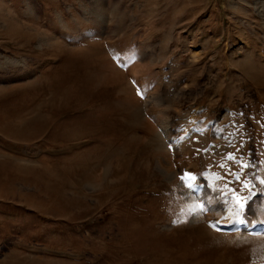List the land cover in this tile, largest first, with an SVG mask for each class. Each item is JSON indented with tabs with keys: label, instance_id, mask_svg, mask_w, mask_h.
<instances>
[{
	"label": "rangeland",
	"instance_id": "374dc122",
	"mask_svg": "<svg viewBox=\"0 0 264 264\" xmlns=\"http://www.w3.org/2000/svg\"><path fill=\"white\" fill-rule=\"evenodd\" d=\"M257 178L264 0H0V264H261Z\"/></svg>",
	"mask_w": 264,
	"mask_h": 264
},
{
	"label": "snow or ice",
	"instance_id": "6c2138e0",
	"mask_svg": "<svg viewBox=\"0 0 264 264\" xmlns=\"http://www.w3.org/2000/svg\"><path fill=\"white\" fill-rule=\"evenodd\" d=\"M138 95H141V93L138 91L137 93ZM222 160L224 161H237V157L233 154V153H228L226 156L222 157ZM239 163V161H237ZM220 168H225L226 164L225 163H221L218 165ZM251 167L250 164L248 163H241V172H233L231 171V169L228 170V175H231L233 177V180L235 181H241L243 188L245 189H249L251 187V180L248 179H244L241 180L242 175H244L243 173V169L249 168ZM218 178H222V177H218ZM181 179L185 182L186 186L188 188H194L193 183H191L190 181L195 180V176L192 175L191 173H184V175L181 177ZM258 182L262 185H264V178H257ZM232 181H228L227 183H225L224 188L221 190L222 195L220 197V199L224 202L225 205H228V196L227 193L231 192L232 193V205L228 206V211L229 214L232 216V224L237 225L236 230H239V225H244L245 228H247L248 225V221H247V217L244 215L245 211L247 210V208L249 207V201L252 199V196L255 195V193H252L251 191H249V195L247 197H240L236 194L234 189H231L228 187L229 184H231ZM234 207V211L232 210ZM196 208L199 211H205V210H211V209H207L205 207L204 204L201 205H197ZM226 217H222L221 219H225ZM219 223V221L213 222L211 224L212 227H215L216 224ZM264 223V222H261ZM253 227H255V224L252 225ZM261 234H264V232H262Z\"/></svg>",
	"mask_w": 264,
	"mask_h": 264
},
{
	"label": "bare ground",
	"instance_id": "6f19581e",
	"mask_svg": "<svg viewBox=\"0 0 264 264\" xmlns=\"http://www.w3.org/2000/svg\"><path fill=\"white\" fill-rule=\"evenodd\" d=\"M71 98H74V96H71ZM88 98H89V96L86 95V97L78 98V99H77V102L80 103V104H82V103L84 104V103L87 101ZM67 100H68V98H67ZM68 103H69V102H68ZM68 103H67V104H68ZM260 225H262V224H260ZM260 225H255V227H253V228L256 229V230H261V229H263L262 226H260ZM220 226H221L222 228H224L225 230H226V227H228V226H226V225H220ZM229 227H230V226H229ZM229 227H228V228H229ZM251 227H252V226H251ZM231 228H232V227H231ZM244 228H245V226H244ZM247 228H248V226H247ZM210 239H211V238H210ZM212 242H213V241H212ZM212 242H211V243H212ZM173 260H174V259H173ZM157 261H158V260H157ZM181 261H182V260H181ZM261 262H263V263H261ZM261 262H260L261 264H264V261H261Z\"/></svg>",
	"mask_w": 264,
	"mask_h": 264
},
{
	"label": "crops",
	"instance_id": "0c3cea01",
	"mask_svg": "<svg viewBox=\"0 0 264 264\" xmlns=\"http://www.w3.org/2000/svg\"><path fill=\"white\" fill-rule=\"evenodd\" d=\"M160 127H161V126H160ZM160 127H158V128H160ZM160 130L163 131V127H161ZM163 137H164V136H163ZM163 144H164V143H163Z\"/></svg>",
	"mask_w": 264,
	"mask_h": 264
}]
</instances>
